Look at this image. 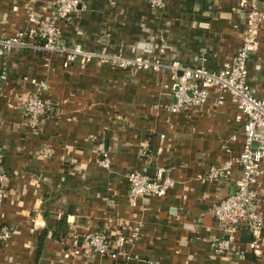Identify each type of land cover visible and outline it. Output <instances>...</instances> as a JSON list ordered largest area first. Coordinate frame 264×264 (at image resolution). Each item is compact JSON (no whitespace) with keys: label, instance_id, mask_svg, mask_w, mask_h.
<instances>
[{"label":"crops","instance_id":"obj_1","mask_svg":"<svg viewBox=\"0 0 264 264\" xmlns=\"http://www.w3.org/2000/svg\"><path fill=\"white\" fill-rule=\"evenodd\" d=\"M79 2L73 24L58 22L69 46L219 72L242 43L236 0H162L161 8L148 0ZM53 6L52 0H0V38H17L32 26L30 15L52 17ZM259 35V51L248 60L257 96L264 92V26ZM6 59L0 153L11 180L0 202V229L11 234L0 242V264H125L122 257L70 252L74 240L83 246L86 233L130 236L135 228L137 240L124 246L130 264H264V233L258 254L246 230L235 234L241 259L215 252L224 233L212 207L232 191L238 166L222 185L197 179L208 165L242 153L243 117L229 95L217 105L212 93L202 108L172 113L175 85L167 69L92 62L64 70L59 56L31 47L0 55V63ZM31 95L53 110L38 129L21 109ZM103 154L108 169L96 164ZM158 168L174 186L131 206L127 173L153 176Z\"/></svg>","mask_w":264,"mask_h":264},{"label":"built area","instance_id":"obj_2","mask_svg":"<svg viewBox=\"0 0 264 264\" xmlns=\"http://www.w3.org/2000/svg\"><path fill=\"white\" fill-rule=\"evenodd\" d=\"M148 1L152 7H162V0ZM236 1L238 13L244 20L242 43L219 72L209 71L202 66L191 68L178 62L164 64L156 58L109 56L97 50H86L76 43L70 46L62 43L58 22L73 24L79 12V0H52L54 14L48 19L30 15L32 26H28L17 38H0V55L5 59L11 52L31 47L44 51L47 55L59 56L64 70H69L73 64L89 65L92 62L115 64L124 69L153 71L167 69L172 73L175 85L173 102L167 106L172 113L200 109L212 93L216 95L217 105L222 102L225 95H229L243 117L242 153L219 165H208L197 179L200 182L222 185L232 176L234 165L240 169L231 193L217 200L211 212L219 229L224 233V236L214 243L215 252L222 256L232 254L241 259L243 254L236 247V232L246 230L250 233L249 248L255 254H258V249L262 246L264 233V92L257 96L248 76V60L260 47L259 33L264 26V0ZM27 38L36 44L24 43V39ZM7 76L6 59L0 63V84L6 82ZM21 109L32 129L40 128L53 111L36 95L24 98ZM96 164L108 169L110 161L107 155L103 154L96 160ZM10 180L11 175L2 167L0 153V202L5 196ZM126 180L128 201L131 206H135L140 198L164 196L174 186L173 179L161 168H158L153 176L141 171L129 172ZM111 224L112 219L108 218L106 226ZM133 231L130 236L117 237L110 236L105 230L86 233L83 235V246L80 247L77 240H74V248L70 253L73 256L84 257L91 255L110 259L122 257L125 264H130V257L124 252V246L137 240V229ZM10 234L6 228L0 229V242L6 243L10 239Z\"/></svg>","mask_w":264,"mask_h":264},{"label":"water","instance_id":"obj_3","mask_svg":"<svg viewBox=\"0 0 264 264\" xmlns=\"http://www.w3.org/2000/svg\"><path fill=\"white\" fill-rule=\"evenodd\" d=\"M237 178H238V177H237ZM237 178L235 179V181L237 180ZM235 181H234V183H235ZM234 183H233V185H232V188L235 186ZM230 193H231V192H230ZM228 194H229V193H228ZM226 195H227V194L222 195L219 199H222V197H225ZM219 199H218V200H219Z\"/></svg>","mask_w":264,"mask_h":264}]
</instances>
